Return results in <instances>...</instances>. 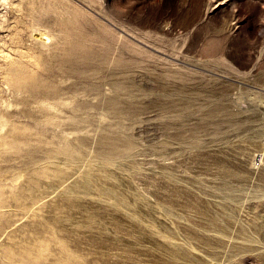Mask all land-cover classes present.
<instances>
[{
  "label": "rangeland",
  "instance_id": "obj_1",
  "mask_svg": "<svg viewBox=\"0 0 264 264\" xmlns=\"http://www.w3.org/2000/svg\"><path fill=\"white\" fill-rule=\"evenodd\" d=\"M34 242L264 264V0H0V264Z\"/></svg>",
  "mask_w": 264,
  "mask_h": 264
},
{
  "label": "bare ground",
  "instance_id": "obj_2",
  "mask_svg": "<svg viewBox=\"0 0 264 264\" xmlns=\"http://www.w3.org/2000/svg\"><path fill=\"white\" fill-rule=\"evenodd\" d=\"M62 9H63V7H62ZM19 10H20V8H19ZM51 12L54 13L55 11L53 9L46 8L44 6L37 13V16L33 20L34 21V26L37 29H39L40 27H45L46 28L47 27V24H48V20H46L44 17L46 15H48V14L51 15ZM36 28H34V29H36ZM42 36H44V37H42ZM57 37H60V36L57 35V34H55V33L54 34H51L48 30L47 31L45 30L43 33H41V37L39 39H41L40 42H41V44H42L43 47H45L47 49H50L52 47V40L53 39L55 40ZM86 60H87V58H86ZM218 111H219V109H218ZM110 143L113 144L114 143V140L113 141L110 140ZM56 247H57V245H56ZM51 252H52V250H50L49 247H48V245L44 244L43 242H34L30 246H28V248L25 251V253L27 255V258L28 259H31V261H33V262H34V260L37 259L38 256H43L44 259L47 258V257H49L50 254H51ZM51 255L54 256L53 264H81V260H82L81 257H79L78 255H76L75 253H73L67 246H64V245L59 246L58 249L56 248L54 250L53 254H51Z\"/></svg>",
  "mask_w": 264,
  "mask_h": 264
}]
</instances>
